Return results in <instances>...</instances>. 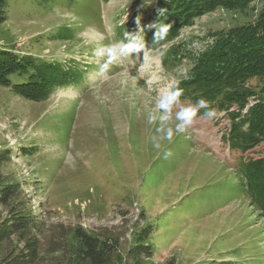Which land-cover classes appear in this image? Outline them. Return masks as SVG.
Segmentation results:
<instances>
[{
    "label": "rangeland",
    "instance_id": "obj_1",
    "mask_svg": "<svg viewBox=\"0 0 264 264\" xmlns=\"http://www.w3.org/2000/svg\"><path fill=\"white\" fill-rule=\"evenodd\" d=\"M154 3L8 1L0 45L39 60L73 62L83 74L42 102L0 87V150L11 153L0 167V186L20 184L0 212L35 217L33 227L0 245V262L35 238V264H75L74 235L81 230L116 246L119 264H134L127 252L140 235L152 250L140 264H264V219L235 178L241 161L264 157V141L243 155L231 151L223 139L229 119L217 111L212 118L196 115L176 133L183 123L177 113L195 106L181 100L165 112L158 103L189 64L162 66L171 43H152L144 27ZM263 5L254 0L245 11L217 9L184 28L177 42L190 40L197 50V37L252 22ZM133 21L137 28L124 42L121 29ZM130 43L141 50L121 54ZM111 47L118 58L102 73ZM10 80L23 79L12 74ZM263 83L248 82L255 92Z\"/></svg>",
    "mask_w": 264,
    "mask_h": 264
},
{
    "label": "trees",
    "instance_id": "obj_2",
    "mask_svg": "<svg viewBox=\"0 0 264 264\" xmlns=\"http://www.w3.org/2000/svg\"><path fill=\"white\" fill-rule=\"evenodd\" d=\"M9 0H0V23L6 20V6ZM107 3L110 0H103ZM254 0H155L154 14L144 24L146 38L152 43H171L161 57L162 66L170 63L180 67L183 61L189 64L186 76L177 81L176 88L183 90L178 101L187 100L193 104L198 116L208 111L224 112L229 119L223 139L229 149L242 155L264 141V83L255 92L248 82L252 78L264 79V5L256 18L247 24L227 30L212 31L197 37L201 48L191 47L192 41L180 39L181 31L217 9L245 11ZM150 23V25H148ZM157 23L170 24L166 36L153 38ZM135 21L125 25L126 38L135 30ZM127 40V39H126ZM16 74L23 80L13 83L10 76ZM83 71L73 62L62 65L50 60H39L31 54H19L11 47L0 45V87L30 102L46 101L53 92L82 79ZM205 100L207 107H201L199 100ZM205 117V116H204ZM34 149L26 150L31 153ZM11 161L9 149L0 150V167ZM237 184L241 187L252 209L264 219V157L247 158L235 170ZM20 191V184L0 186V207L7 206ZM35 217L16 212L4 218L0 212V245L12 237L33 227ZM74 238L75 264H119L116 246L84 231H76ZM138 244L127 252V258L134 264L152 258L149 245ZM38 260V241H27L18 252H12L0 264H35Z\"/></svg>",
    "mask_w": 264,
    "mask_h": 264
},
{
    "label": "clouds",
    "instance_id": "obj_3",
    "mask_svg": "<svg viewBox=\"0 0 264 264\" xmlns=\"http://www.w3.org/2000/svg\"><path fill=\"white\" fill-rule=\"evenodd\" d=\"M153 28L157 29L156 32H154V40L155 39H162L166 36L169 28L171 27L170 24H165V23H157L155 25L152 26ZM141 50V47L138 45H133V44H128V45H123L119 51L121 54H125V53H131V52H139ZM101 51L103 52V49H101ZM108 54H109V58L108 60L101 65L100 67V71L103 72H107L108 70V66L109 64H111L113 61H115L118 56H117V48L116 47H111L108 49ZM183 90L180 88H176L175 91L173 92H167L164 94V96L161 98V100L158 103V107L162 108L165 110V112H170L172 105L177 102L178 98L180 95H182ZM198 104L201 107H207V102L203 99L198 101ZM197 115V110L194 108H182L178 113H177V118L181 121H183L182 124H179L176 126V133H180L183 132L185 130V126L187 125H191L193 123V119L196 117ZM204 116L206 118H212L215 116V111L211 110L208 111L204 114ZM168 117L165 116L163 117V119H167ZM154 120V117H149V122L151 123ZM174 133L172 131V129H168L167 132V139L169 141H171L173 139ZM155 147H159V145H154ZM171 155V152H166L165 153V158H167L168 156Z\"/></svg>",
    "mask_w": 264,
    "mask_h": 264
}]
</instances>
